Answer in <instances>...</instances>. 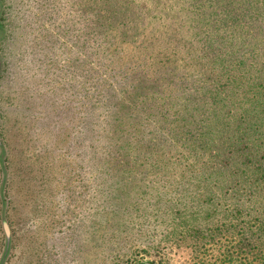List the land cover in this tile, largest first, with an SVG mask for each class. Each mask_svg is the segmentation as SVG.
I'll list each match as a JSON object with an SVG mask.
<instances>
[{"label": "rangeland", "instance_id": "374dc122", "mask_svg": "<svg viewBox=\"0 0 264 264\" xmlns=\"http://www.w3.org/2000/svg\"><path fill=\"white\" fill-rule=\"evenodd\" d=\"M103 1L108 10L113 0ZM141 2L131 13H105L102 28L98 17L90 21L93 0H0L8 168L0 264H264V247L239 243L240 227L254 229L256 215L233 218L228 175L214 174L213 152L189 155L187 139L204 125L191 130L181 121L198 84L226 71L214 69L216 61L243 64L252 83L264 85V17L212 0ZM151 76L159 93L173 80L179 99L156 100L150 110L133 98L120 116L137 103L142 110L116 130L124 93ZM259 93L260 107L264 88Z\"/></svg>", "mask_w": 264, "mask_h": 264}, {"label": "trees", "instance_id": "16d2710c", "mask_svg": "<svg viewBox=\"0 0 264 264\" xmlns=\"http://www.w3.org/2000/svg\"><path fill=\"white\" fill-rule=\"evenodd\" d=\"M215 4H211L216 8L225 4H233L241 6L245 12L244 6H247V10L253 9L254 13L260 17H264V0H212ZM144 3L141 0H113L105 10V3L103 0H93L94 9L90 13V21H93L94 17H98L101 27L104 28L109 24L107 14L112 12L116 13H131V10L139 8ZM239 4V5H238ZM258 4L262 6L259 7ZM107 5V3H106ZM136 5V6H135ZM98 8L103 12V16L96 14ZM2 6L0 5V13ZM240 11V8H239ZM222 11H216L215 16L221 14ZM105 14V15H104ZM199 18L201 15H194ZM210 17L203 18L199 23L202 25L209 24ZM217 20L214 22L216 23ZM109 29L110 26H108ZM204 28L206 26H203ZM236 27L231 28L232 35L236 33ZM220 31H225L219 29ZM3 38V31L0 25V42ZM218 42V39H215ZM114 47L115 43H111ZM234 56V53H231ZM200 59H197L194 64L198 65ZM234 58H231V61ZM228 60V64H229ZM201 66V65H199ZM210 67V64H209ZM221 68L219 71L226 70L218 80L215 82L210 81V77H206V81L202 84H198L195 88V95L188 96L187 101L191 104L190 114L187 119L182 120L180 113L177 118H180L183 125L188 122L193 129L202 123L205 130L198 133L193 139L190 136L188 142L193 143V152H190L191 156H202L199 151H203L208 148L213 152L211 158L214 165V174L220 176L223 172L228 175V185L232 192L231 197V213L233 218L236 216H243L244 213H248V217L251 214L256 216L252 219L254 229L252 227L241 226V238L239 240L240 245L244 240L248 244H256V247H264V103L259 107L256 101L260 95L259 91L264 88V85H257L252 83L256 81L248 78L244 72L243 64L238 67L226 69L223 60L214 63V69ZM4 69L2 59L0 57V74ZM213 71H210V73ZM164 73H169L168 70H164ZM172 75H176L173 72ZM156 77H144L146 83L144 85L133 84L131 93H124L122 100L119 103V110L117 116L113 119L115 122V128L118 131L124 132L126 126H131V122L135 115L142 110L139 109L138 103L147 102L151 104L150 110H153L156 100L168 101L170 99H179V88L173 80H165L160 88L162 92L155 91L158 83H154ZM177 78V77H176ZM246 79V83L241 84V80ZM134 98L137 105L133 106V110L128 111V117H122L124 114V104L131 101ZM139 99H143L140 102ZM134 102V101H133ZM142 113V112H141ZM187 121V122H186ZM1 117H0V181L1 186L5 184L7 178V165H6V147L3 137L1 136ZM157 129H161L163 133L166 130L157 126ZM184 128H181L183 130ZM115 130V131H116ZM176 131L169 133L168 138L173 141L177 136ZM213 169H211V174ZM0 186V188H1ZM0 195L3 193L0 191ZM4 196V195H3ZM252 198L254 199L252 201ZM250 202L247 206L246 202ZM251 205V206H250ZM4 206V204H3ZM2 209V207H1ZM4 215L1 216L3 219ZM237 219V218H236ZM240 224V223H239ZM3 228L5 229V250L9 248L8 232L5 222H3ZM237 229V226H233ZM134 264V263H133ZM135 264H153L149 262H137Z\"/></svg>", "mask_w": 264, "mask_h": 264}]
</instances>
